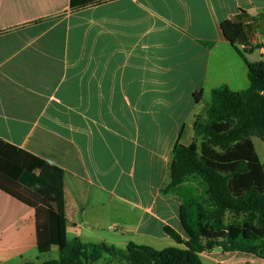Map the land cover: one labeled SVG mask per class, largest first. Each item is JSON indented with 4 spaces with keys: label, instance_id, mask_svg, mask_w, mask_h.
<instances>
[{
    "label": "crops",
    "instance_id": "0c3cea01",
    "mask_svg": "<svg viewBox=\"0 0 264 264\" xmlns=\"http://www.w3.org/2000/svg\"><path fill=\"white\" fill-rule=\"evenodd\" d=\"M230 18L247 26L245 44L223 39ZM261 19L264 0H105L76 11L69 0H0V140L69 176L68 241L163 250L174 243L164 227L183 236L180 197L160 193L173 147L192 142L213 89L249 88ZM44 198L45 213L0 189V264L53 259L37 252V223L46 221L57 253L56 198ZM105 222L121 231L108 233ZM200 258L264 264L221 249Z\"/></svg>",
    "mask_w": 264,
    "mask_h": 264
},
{
    "label": "trees",
    "instance_id": "16d2710c",
    "mask_svg": "<svg viewBox=\"0 0 264 264\" xmlns=\"http://www.w3.org/2000/svg\"><path fill=\"white\" fill-rule=\"evenodd\" d=\"M103 1L69 0V8L76 11ZM219 29L232 46L245 44L248 28L242 21L230 18ZM261 48L264 44L251 51ZM246 66L249 88L242 92H232L225 85L213 89L205 115L194 117L192 142L188 146L177 142L173 147L169 183L160 193L174 192L181 199L179 221L187 240L163 228L177 247L155 250L130 243L119 250L78 239L68 241L63 192L69 176L0 140V189L39 206L44 213L47 201L41 193L49 191L56 198L57 258L40 264H93L105 255L126 264H202L200 254L214 249L264 260V165L252 142V138L264 142V57ZM200 96L194 95L196 102ZM191 180L200 192L187 186ZM37 238L38 254H49L46 221L37 223Z\"/></svg>",
    "mask_w": 264,
    "mask_h": 264
},
{
    "label": "rangeland",
    "instance_id": "374dc122",
    "mask_svg": "<svg viewBox=\"0 0 264 264\" xmlns=\"http://www.w3.org/2000/svg\"><path fill=\"white\" fill-rule=\"evenodd\" d=\"M242 54L245 55L247 58H249L250 53H246V54L242 53ZM251 54H252V57L250 58V60H253L252 62H254V60L255 61L260 60L259 50L255 49V50H253V52ZM252 142L254 144V148H255V151L259 157L260 162L264 165V142L258 138H252ZM187 186H191L192 188H195L197 190V192H200V187L197 186V183L194 180H191V182H189L187 184ZM42 196L46 197L49 200L51 206H53L55 204V195L52 192L44 191V192H42ZM119 224L121 225L122 223H119ZM120 225L119 226L118 225L112 226L111 223L105 222L104 225L102 226V228H103V230L107 231L108 233H112L114 231L119 233L121 231ZM182 235H183L182 236L183 239L187 240L186 236L184 234H182ZM106 246H108V245H106ZM173 247H176V245L174 243H173L172 247H162V248L166 249V248H173ZM113 248H116L119 250L125 249L124 247H122V248L121 247H113ZM45 257L57 258V253L46 254ZM93 264H126V263H124V262L120 263L117 260H114L111 257L105 255L102 257L101 260H99L98 262L93 263Z\"/></svg>",
    "mask_w": 264,
    "mask_h": 264
},
{
    "label": "water",
    "instance_id": "95a60500",
    "mask_svg": "<svg viewBox=\"0 0 264 264\" xmlns=\"http://www.w3.org/2000/svg\"><path fill=\"white\" fill-rule=\"evenodd\" d=\"M257 30L260 32V33H264V19H261L257 26H256Z\"/></svg>",
    "mask_w": 264,
    "mask_h": 264
},
{
    "label": "built area",
    "instance_id": "2783aa9c",
    "mask_svg": "<svg viewBox=\"0 0 264 264\" xmlns=\"http://www.w3.org/2000/svg\"><path fill=\"white\" fill-rule=\"evenodd\" d=\"M260 55H262L264 57V49L263 48L260 49Z\"/></svg>",
    "mask_w": 264,
    "mask_h": 264
}]
</instances>
